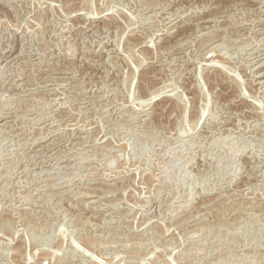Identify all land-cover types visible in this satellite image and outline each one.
Instances as JSON below:
<instances>
[{
  "label": "rangeland",
  "instance_id": "rangeland-1",
  "mask_svg": "<svg viewBox=\"0 0 264 264\" xmlns=\"http://www.w3.org/2000/svg\"><path fill=\"white\" fill-rule=\"evenodd\" d=\"M0 224V264H264V0H0Z\"/></svg>",
  "mask_w": 264,
  "mask_h": 264
},
{
  "label": "bare ground",
  "instance_id": "bare-ground-1",
  "mask_svg": "<svg viewBox=\"0 0 264 264\" xmlns=\"http://www.w3.org/2000/svg\"><path fill=\"white\" fill-rule=\"evenodd\" d=\"M204 8V7H203ZM207 10V9H206ZM171 15V14H170ZM182 17V16H181ZM249 21V20H248ZM192 22V21H191ZM246 22V21H245ZM252 24V23H251ZM186 25V23L185 24H183L182 26H185ZM217 26V25H216ZM251 27V26H250ZM180 28V27H179ZM172 29V28H171ZM237 30V29H236ZM242 30V29H241ZM177 31V30H176ZM175 31V32H176ZM173 32V31H172ZM220 32V31H219ZM217 33V32H216ZM248 33V32H247ZM206 34V33H205ZM208 34V33H207ZM199 36V35H198ZM204 36V35H203ZM208 36V35H207ZM206 37V36H205ZM218 35L217 36H212L211 38H208V39H206L205 41H203L201 44L202 45H206V44H209V45H206V47L205 46H203V47H205V49L206 48H208L210 45H212V44H215L216 42H217V40H216V42H213V43H211L210 44V42L211 41H214L216 38L218 39ZM204 38V37H203ZM219 41V40H218ZM240 41V40H239ZM227 43V42H226ZM181 43H179V46L176 48V50H179V49H181V48H183L184 46H186V45H180ZM201 45V46H202ZM217 46V45H216ZM161 48V47H160ZM230 48V47H229ZM213 51H215V50H213ZM182 52V51H181ZM208 52V51H207ZM165 57V56H164ZM207 57V56H206ZM258 57V56H257ZM211 59V58H210ZM210 62L212 61V60H209ZM188 62V61H187ZM214 63V62H213ZM170 72V71H169ZM73 78V77H72ZM168 79V78H167ZM62 87V86H61ZM154 93V92H153ZM156 93V92H155ZM106 95V94H105ZM156 95L157 94H154L153 95V97H152V99L154 98V97H156ZM105 97V96H104ZM36 98V97H35ZM149 98V97H148ZM151 98V97H150ZM149 100V99H148ZM151 100V99H150ZM146 102V101H145ZM146 104V103H145ZM144 104V105H145ZM33 105V104H32ZM98 107V106H97ZM31 108V107H30ZM135 109V108H134ZM205 110V109H204ZM207 111V110H206ZM204 114V113H203ZM202 114V115H203ZM201 115V116H202ZM201 116L199 117V120L201 119ZM229 116V115H228ZM198 117V116H197ZM252 118V117H251ZM149 120V119H148ZM139 122H141V121H139ZM153 123V122H152ZM225 123V122H224ZM195 127V126H194ZM190 130V129H189ZM224 131V130H223ZM185 133H187V132H185ZM180 137H182V138H184V137H187V139H188V134H183V133H181V135H180ZM87 143V142H86ZM76 145V144H75ZM57 146V145H56ZM71 193V192H70ZM224 193V192H223ZM239 196V195H238ZM220 198V197H219ZM216 201V200H215ZM219 205V204H218ZM248 208V207H247ZM241 209V208H240ZM206 212V211H205ZM200 213V212H199ZM208 213V212H207ZM183 215V214H182ZM181 216V215H180ZM202 217V216H201ZM186 219H188V218H186ZM185 219V220H186ZM4 220V219H3ZM194 224V223H193ZM1 225V224H0ZM188 225V224H187ZM192 225V224H191ZM182 229H184V228H187V226H183V227H181ZM209 228V227H208ZM133 229V228H132ZM138 231V230H137ZM162 231V230H161ZM171 231V230H170ZM169 231V232H170ZM195 232V231H194ZM115 235V234H114ZM122 235V234H121ZM196 235V234H195ZM124 236V235H123ZM179 236V235H178ZM121 237V236H120ZM173 240V239H172ZM127 241V240H126ZM138 241H139V239H138ZM168 241V240H167ZM103 242V241H102ZM137 242V241H136ZM89 240H85L84 239V241H83V245H84V248H85V250L87 249L88 250V245H89ZM168 243V242H167ZM141 244V243H140ZM111 245V244H110ZM113 245V244H112ZM131 245V244H130ZM160 245V244H159ZM170 245V244H169ZM127 246V245H126ZM139 246V245H138ZM164 246V245H163ZM107 247V246H106ZM132 247V246H131ZM136 247V246H135ZM83 248V247H82ZM90 248H92V247H90ZM89 248V249H90ZM134 248V247H133ZM171 248V247H170ZM169 248V249H170ZM176 248V247H175ZM124 249V248H123ZM82 250H84V249H82ZM168 250V249H167ZM98 251V250H97ZM88 252H90L89 250H88ZM86 253V252H85ZM94 253V252H93ZM130 254V253H129ZM151 254V253H150ZM79 255V254H78ZM81 255V254H80ZM83 255V254H82ZM87 255V254H86ZM171 255V254H170ZM183 255V254H182ZM84 256V255H83ZM89 256H92L91 254L89 255ZM128 256V255H127ZM130 256H131V254H130ZM133 256V255H132ZM180 256V255H179ZM175 257V256H174ZM95 258V257H94ZM17 259V258H16ZM143 259V258H142ZM172 260H174V259H172ZM199 262V261H198ZM175 263V262H174ZM207 263V262H206ZM163 264V263H162ZM177 264V263H176Z\"/></svg>",
  "mask_w": 264,
  "mask_h": 264
}]
</instances>
